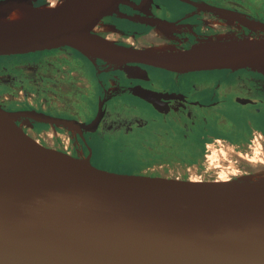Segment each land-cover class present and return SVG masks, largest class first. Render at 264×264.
I'll return each mask as SVG.
<instances>
[{
	"label": "water",
	"instance_id": "water-1",
	"mask_svg": "<svg viewBox=\"0 0 264 264\" xmlns=\"http://www.w3.org/2000/svg\"><path fill=\"white\" fill-rule=\"evenodd\" d=\"M104 0H62L44 27L0 24V58L72 47L177 73H264V38L190 50L92 32ZM30 0H1L0 22ZM0 105V264H264V179L192 180L102 169L38 143Z\"/></svg>",
	"mask_w": 264,
	"mask_h": 264
},
{
	"label": "flooded vegetation",
	"instance_id": "flooded-vegetation-1",
	"mask_svg": "<svg viewBox=\"0 0 264 264\" xmlns=\"http://www.w3.org/2000/svg\"><path fill=\"white\" fill-rule=\"evenodd\" d=\"M103 11L92 32L130 47L155 38L183 51L264 38V0H116ZM132 66L140 70L72 47L0 58V105L38 143L124 173L118 154L128 144L209 151L252 148L259 134L264 142V73Z\"/></svg>",
	"mask_w": 264,
	"mask_h": 264
},
{
	"label": "rangeland",
	"instance_id": "rangeland-1",
	"mask_svg": "<svg viewBox=\"0 0 264 264\" xmlns=\"http://www.w3.org/2000/svg\"><path fill=\"white\" fill-rule=\"evenodd\" d=\"M151 41L154 43L146 42L141 47L171 48L166 44L161 43L159 45L160 43L156 42L157 39L155 38ZM36 137L40 142H43L44 138L48 136ZM49 139L52 141L50 136ZM128 145L118 155L120 162L123 163L121 167L129 173L204 181H225L227 179L230 181L238 178L264 179V142L259 135H257L255 145L252 148L239 149L225 144H216L212 151L206 149L202 155L199 154L198 156L195 155V152L200 150L142 149ZM115 151L112 152L117 153Z\"/></svg>",
	"mask_w": 264,
	"mask_h": 264
},
{
	"label": "bare ground",
	"instance_id": "bare-ground-1",
	"mask_svg": "<svg viewBox=\"0 0 264 264\" xmlns=\"http://www.w3.org/2000/svg\"><path fill=\"white\" fill-rule=\"evenodd\" d=\"M62 0H46L37 1L34 4L19 5L16 10L11 13L7 18L3 19L0 24L9 28L11 34H15L29 24H33L37 28H42L46 22L47 12L58 5ZM116 0H104L103 9L112 6ZM102 24V23H101ZM220 25V24H219ZM218 25V26H219ZM217 27V26H216ZM105 29V28H104ZM110 29V28H109ZM111 30V29H110ZM159 30V29H158ZM157 30V31H158ZM160 31V30H159ZM162 31V30H161ZM221 35V34H220ZM220 38V37H218ZM133 40V39H132ZM133 43V42H132ZM161 45V43L159 44ZM199 46V45H198ZM55 132V131H54ZM260 135V134H259ZM261 137V136H260ZM262 138V137H261ZM257 139V138H256ZM226 144V143H225ZM210 145V144H209ZM228 146V144H227ZM214 146L210 145L208 149L212 151ZM230 147V146H229ZM234 147V146H233ZM226 148V146H225ZM228 148V147H227ZM233 149V148H232ZM217 150V149H216ZM215 150V151H216ZM235 151V150H234ZM221 152V151H220ZM215 153V152H214ZM213 153V154H214ZM222 153V152H221ZM220 153V154H221ZM245 153V152H244ZM219 154V152H218ZM209 155V154H208ZM222 155V154H221ZM240 155V153H239ZM224 156V155H223ZM220 157V155H219ZM230 157V156H229ZM227 157V158H229ZM242 157V156H241ZM209 159V158H208ZM231 159V158H230ZM236 159V158H235ZM233 160V159H232ZM240 161V160H239ZM255 162V161H254ZM232 166V165H231ZM230 166V167H231ZM229 167V166H228ZM235 168V167H234ZM234 170V169H232ZM246 177V176H245ZM228 180V179H227ZM225 180V181H227Z\"/></svg>",
	"mask_w": 264,
	"mask_h": 264
},
{
	"label": "trees",
	"instance_id": "trees-1",
	"mask_svg": "<svg viewBox=\"0 0 264 264\" xmlns=\"http://www.w3.org/2000/svg\"><path fill=\"white\" fill-rule=\"evenodd\" d=\"M204 153V149L203 150H200V151H197L195 152V155L198 156L199 154L202 155Z\"/></svg>",
	"mask_w": 264,
	"mask_h": 264
}]
</instances>
